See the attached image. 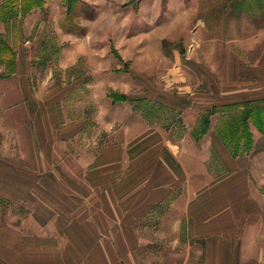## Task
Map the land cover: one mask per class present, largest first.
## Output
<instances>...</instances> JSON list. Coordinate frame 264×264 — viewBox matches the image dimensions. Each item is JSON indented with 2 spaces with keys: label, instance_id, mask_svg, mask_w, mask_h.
Segmentation results:
<instances>
[{
  "label": "crops",
  "instance_id": "obj_1",
  "mask_svg": "<svg viewBox=\"0 0 264 264\" xmlns=\"http://www.w3.org/2000/svg\"><path fill=\"white\" fill-rule=\"evenodd\" d=\"M220 8L225 35L203 51L225 61L222 92L202 101V145L216 159H190L182 142H166L150 175L116 174L113 147L82 161L84 174L61 173L70 166L54 159L41 121L57 117L27 94L14 103L31 121L25 155L0 157V198L11 200L8 212L0 207V264H264V100L236 80L252 62L264 66V0Z\"/></svg>",
  "mask_w": 264,
  "mask_h": 264
},
{
  "label": "rangeland",
  "instance_id": "obj_2",
  "mask_svg": "<svg viewBox=\"0 0 264 264\" xmlns=\"http://www.w3.org/2000/svg\"><path fill=\"white\" fill-rule=\"evenodd\" d=\"M221 1L0 0V157L25 155L31 121L14 103L29 94L57 117L41 121L54 159L70 166L61 173L84 174L82 161L113 147L116 174L150 175L166 142H182L190 159H216L202 145V101L222 92L225 61L203 51L225 35ZM252 64L236 80L263 101L264 66ZM10 202L0 198V207L8 212Z\"/></svg>",
  "mask_w": 264,
  "mask_h": 264
},
{
  "label": "built area",
  "instance_id": "obj_3",
  "mask_svg": "<svg viewBox=\"0 0 264 264\" xmlns=\"http://www.w3.org/2000/svg\"><path fill=\"white\" fill-rule=\"evenodd\" d=\"M135 264H146L145 262H143V261H141V260H138V261H136V263Z\"/></svg>",
  "mask_w": 264,
  "mask_h": 264
}]
</instances>
